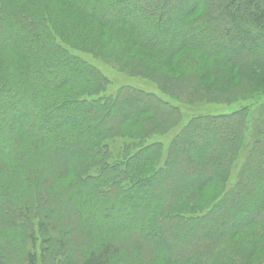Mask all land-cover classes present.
<instances>
[{
    "label": "trees",
    "instance_id": "trees-1",
    "mask_svg": "<svg viewBox=\"0 0 264 264\" xmlns=\"http://www.w3.org/2000/svg\"><path fill=\"white\" fill-rule=\"evenodd\" d=\"M259 72L264 0H0V264H264Z\"/></svg>",
    "mask_w": 264,
    "mask_h": 264
},
{
    "label": "rangeland",
    "instance_id": "rangeland-1",
    "mask_svg": "<svg viewBox=\"0 0 264 264\" xmlns=\"http://www.w3.org/2000/svg\"><path fill=\"white\" fill-rule=\"evenodd\" d=\"M63 5L69 7L68 5H65V3ZM63 13L68 14V10L63 11ZM136 15H138V17H143L141 15V13L140 14L136 13ZM131 17L132 16H129V18H131ZM79 54H81V56L84 59H86L88 62H90L91 64L96 66L105 76H107V78L109 79V84H108L106 92L108 94L115 93L120 87L125 86V85H129V86L136 87L139 89H144L147 91H156L159 93L157 85L154 82L150 81L149 79H146V78H143L140 76H131V75L121 71L114 64L109 63L108 61L102 60L100 58H97L92 54L83 53V52H81ZM258 74L260 75V77H264V72H262V73L259 72ZM163 97L168 99L166 96H163ZM172 102L176 103L179 106V108L181 110V114H182V120H181L180 124L178 126H176L170 133H168L165 136H158L155 138L157 140L163 141L165 144H167L169 142L170 138H172L180 130V128L186 122H188L189 119H191L194 115H196V114L225 113V112H230V111L234 110L236 107H238V105H237L238 103H233V104L201 103V104L188 105L186 103H181V102H178L176 100H173ZM15 116L16 117L13 120V125L17 122V120L21 119V116L19 114H16ZM43 134H44V137H46L44 131H43ZM4 138L2 140L3 141L2 147L4 149H7L14 142L9 141L8 139H4ZM111 144H112V147L116 148V149H118L122 146V143L120 140H117ZM213 146H214V142L212 140H206V141L201 143L199 148L205 147L208 149V148H211ZM215 146H217V145H215ZM247 150H248V147L244 148L243 150H241V152L237 156V159L234 163V166L232 168V172H231V175L229 178V182H228L229 186H231L234 182H236L239 170L245 161V158L247 155ZM201 178H203V177H201ZM205 196H207V195H205ZM106 214L109 216V214H111V210H108V212H106ZM127 220L128 219L125 217H121L119 219V221L122 223H126ZM96 222L99 223L100 225H102L101 222H103V221L100 217H97ZM130 222L135 223L136 218L131 217ZM152 235H153V233H150L148 235V237L153 239L154 236H152ZM256 256H257V258H256L257 260L263 261L264 260V250H262L260 252L256 251L255 253L253 252V254L250 256V259L252 262L254 261V258Z\"/></svg>",
    "mask_w": 264,
    "mask_h": 264
}]
</instances>
